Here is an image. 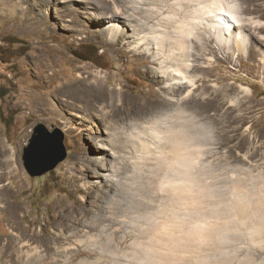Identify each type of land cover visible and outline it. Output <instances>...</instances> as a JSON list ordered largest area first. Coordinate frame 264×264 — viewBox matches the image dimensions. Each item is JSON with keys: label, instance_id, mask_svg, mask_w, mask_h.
Wrapping results in <instances>:
<instances>
[{"label": "rangeland", "instance_id": "obj_1", "mask_svg": "<svg viewBox=\"0 0 264 264\" xmlns=\"http://www.w3.org/2000/svg\"><path fill=\"white\" fill-rule=\"evenodd\" d=\"M61 1L0 0V264H137L132 248L149 241L145 231L163 221L182 183L190 184L191 206L175 225L202 250L186 255L189 263L205 256L206 264H264L249 228L255 221L245 218L239 229L236 218L247 193L253 204L264 196V27L246 26L248 52L239 57L215 49L213 35L208 49L195 41L196 70L188 74L197 85L173 96L167 87L176 88L175 80L143 74L156 68L165 76L166 59L143 63L147 47L136 41L163 17L194 16L197 0ZM250 6L245 17L264 22V0ZM136 10L160 14L134 21ZM101 12L112 17L96 21ZM122 33L112 46L109 38ZM81 76L107 81L125 109L68 97ZM38 124L64 132L67 157L31 177L22 155ZM171 138L183 142L180 165ZM212 230L221 232L211 237Z\"/></svg>", "mask_w": 264, "mask_h": 264}, {"label": "bare ground", "instance_id": "obj_2", "mask_svg": "<svg viewBox=\"0 0 264 264\" xmlns=\"http://www.w3.org/2000/svg\"><path fill=\"white\" fill-rule=\"evenodd\" d=\"M71 1L79 3H90L88 2L89 0H62L61 3H68ZM251 1L252 2H250V5H254V2L258 0ZM197 3L200 7L198 10H195L193 12L195 13L194 16L191 13L189 14L190 16L187 14V18L185 16L180 18H177V16H167L166 18L163 17L162 19H160L161 22L158 25V28L150 29L148 34L141 36V38L136 41V47H138L137 49H142V46L144 45L147 47L145 51H140L141 60L143 61V63L145 62V64L148 63V65H159V61H162L160 60L161 56H163L161 57L162 59H166L165 61H167L168 64L172 63V61H178L176 63H172L171 66H168V64H165L166 66H163L164 63L162 64V67H160V69L163 68L161 70V73L165 76H160L159 73H156L155 71L158 70L156 68L153 69V71L149 69V71L147 70L143 72L144 75H147L149 77L150 75L153 76L152 79H154L156 83H160V81H166L167 83H170L175 80L177 85L176 88H171V85L167 87L168 91L173 92V96L176 94V90H183L187 87H195L197 85V82H195L196 80L192 77V75L188 74L189 70H196V65L190 62V60H192L190 58L192 57V55H194V53H192V47H194L196 43L195 41L203 42L201 43L202 49L205 47L208 49L210 47L209 42L212 39L209 38L213 35L217 43L215 49L222 51L220 47L223 46L225 49H227L228 53L233 54L234 57H239L241 54H245L248 52L249 45L245 32L246 26L253 25V27L261 29L264 27V22H261L262 20H256L252 18L247 19L248 16L245 17L244 13L249 14L252 8L249 4L247 5V7L244 6L246 4L243 3V0H197ZM99 5L100 4L98 3L97 6ZM90 6L93 7L91 4ZM123 7L125 10L130 9V6L126 4H124ZM136 11V14H129V12H127V14H129V17L135 18L134 21L137 19L138 15L145 14L146 12L145 10V12L138 10ZM118 13L119 14L116 17H122V15H124L120 11H118ZM158 14H160V12L156 10V12H152L149 15H143V17L147 21H151L155 20ZM109 17L112 16L105 15L104 13H99L96 14L95 20L101 22L102 20L104 21ZM143 26L145 27V25ZM143 26H141V28H143ZM109 29H118V27L113 25V27ZM203 31L206 32L207 36L202 33ZM123 36L124 34L122 33L116 35L114 38L108 37L109 42L112 44V46H116L118 42L123 39ZM102 38L108 39L107 35L103 36ZM118 51H121V49H118ZM210 51L214 52L211 49ZM179 56L181 58L178 59ZM154 72L156 74H154ZM105 82L107 83V81L100 79L98 76L94 77V80L86 77L82 78L81 76V80L77 85H71L65 91L68 97H70L71 99L79 101L81 103H85L91 106V108L93 109L99 104H108L118 112H120L121 109H125L122 107V105L120 106V104H118L119 92L109 91ZM245 91L251 92V89L245 87ZM154 98L158 102L162 101L163 103H168V99L166 98H161L160 96L156 97V95L154 96ZM187 99L188 96L182 98V101L184 102ZM191 99L192 98H189V100L187 101L190 102ZM169 102H171L170 99ZM125 104L126 103H123V106H125ZM155 123H157L156 120ZM179 132L177 134L178 136L174 134V137L177 136L178 138L179 134L182 135V133ZM170 136L173 138V134L170 133ZM181 139L177 141L179 143L174 142V140L172 139L173 144L176 143L174 149L171 148V150H173L175 158L173 159L174 165H180L185 160V150H183L182 146L180 145ZM182 141L181 143H183ZM190 191L191 189L189 183L178 184L173 188L174 202L173 204H169L172 208H168V210L164 212L163 216H161V218L163 219L162 222L157 223L156 225L151 227V229H147V231H145V235L148 237L149 241L146 242L144 246L142 245V248L136 249L135 246L132 248L133 255L135 254V250L139 252L138 260H136V263L138 262L137 264H191L189 263L190 261L187 260L188 256L186 255L191 254L195 257H198L202 252V250L200 249L201 247L191 244V242H189V238L182 236L177 225H175L178 219L181 220L182 217L187 216L189 212L188 210L190 209L191 204L188 196ZM246 197H248L246 204L242 203L239 200L236 205V218L239 222L238 228L247 224L245 218L254 220L255 225L253 223V225L249 226V228L252 229L251 231L254 232L253 234L257 236L255 238L253 235V241L257 242L256 244L263 249L264 196L256 199L258 201L255 204H253V195L247 193ZM247 211H249L250 213L249 217L245 216V213ZM226 227H229V225H226ZM217 231H219V233L221 232V230ZM211 232H213V230ZM215 232H213V234L210 233L212 234L211 237L219 234L218 232L215 234ZM204 237H206V240L210 238L206 235H204ZM190 258L192 257L190 256ZM205 258L206 257L204 256L200 261H197L193 264H206Z\"/></svg>", "mask_w": 264, "mask_h": 264}, {"label": "water", "instance_id": "obj_3", "mask_svg": "<svg viewBox=\"0 0 264 264\" xmlns=\"http://www.w3.org/2000/svg\"><path fill=\"white\" fill-rule=\"evenodd\" d=\"M65 134L60 128L49 130L44 124L34 127L23 149L24 167L31 177H40L55 169L67 157Z\"/></svg>", "mask_w": 264, "mask_h": 264}]
</instances>
